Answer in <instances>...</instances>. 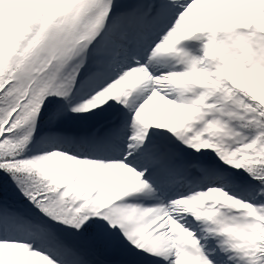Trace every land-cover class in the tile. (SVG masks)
<instances>
[{
	"label": "snow or ice",
	"instance_id": "obj_1",
	"mask_svg": "<svg viewBox=\"0 0 264 264\" xmlns=\"http://www.w3.org/2000/svg\"><path fill=\"white\" fill-rule=\"evenodd\" d=\"M0 264H264V0H0Z\"/></svg>",
	"mask_w": 264,
	"mask_h": 264
}]
</instances>
